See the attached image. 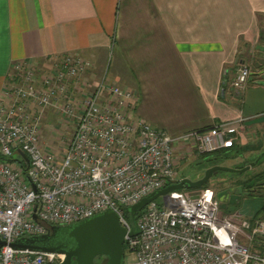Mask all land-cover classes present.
<instances>
[{
    "label": "built area",
    "instance_id": "built-area-1",
    "mask_svg": "<svg viewBox=\"0 0 264 264\" xmlns=\"http://www.w3.org/2000/svg\"><path fill=\"white\" fill-rule=\"evenodd\" d=\"M48 62L40 75L32 62H11L0 96V240L5 242L0 264H57L61 253L16 250L9 243L104 209L128 231L122 208L174 182L176 145L210 152L230 145L227 135L237 126L225 121L168 135L142 119L132 120L134 93L104 76L77 98L69 80L90 68L88 60L63 53ZM249 73L244 64L235 67V94ZM51 107L74 120L59 154L43 149L38 138L42 112ZM159 197V203L153 199L139 211L137 233L124 235L132 255L126 264H264V214L224 215L210 188Z\"/></svg>",
    "mask_w": 264,
    "mask_h": 264
},
{
    "label": "crops",
    "instance_id": "crops-1",
    "mask_svg": "<svg viewBox=\"0 0 264 264\" xmlns=\"http://www.w3.org/2000/svg\"><path fill=\"white\" fill-rule=\"evenodd\" d=\"M262 44L264 0H0V96L11 62H32L40 75L48 59L76 53L90 62L69 80L77 98L104 76L134 93L131 116L170 135L235 121L232 143L256 157L264 150V77H248L238 94L231 80ZM109 48L120 76L107 77ZM163 106L170 115L155 119ZM251 131L260 138L249 143Z\"/></svg>",
    "mask_w": 264,
    "mask_h": 264
},
{
    "label": "rangeland",
    "instance_id": "rangeland-1",
    "mask_svg": "<svg viewBox=\"0 0 264 264\" xmlns=\"http://www.w3.org/2000/svg\"><path fill=\"white\" fill-rule=\"evenodd\" d=\"M246 57L247 58H244V62H242L241 64H244L248 67L250 71L248 77L252 79L254 76L256 77L257 73L262 74V76L264 77V45H259L258 47H256V49L253 47L251 51H249V55ZM118 61H120V59H118V56H113L112 49H107L104 60V68L105 70H107L108 78H110L109 75L120 76L121 68ZM237 65L239 64H236L235 67ZM114 84L120 86L116 83ZM130 113L132 114V110H130ZM155 113L157 115V117L154 116L155 119H163L164 117H168L170 115L169 111L165 109L164 106L163 109H159ZM131 118L132 120L137 119L133 116H131ZM73 127L74 120L71 117H65L53 107L45 108L42 112V118L39 124L40 130L38 132V138L41 147H43V149H46L47 151L56 152V154H59L63 149V146L65 145L67 139L70 137ZM237 130H239V132L242 131L239 128ZM248 132L249 131L246 130L245 132H242V134L246 137V134ZM174 135L178 134H171V136ZM250 136H252L253 138L249 143L255 142L256 138H260V134L258 132L256 136L252 134L251 131ZM184 141L185 140H182V142ZM196 153L198 154L197 150H195L189 143H179L174 147V181H177L181 178H188L190 180L199 178L202 175L203 171L211 165H220L233 169H239L244 167L248 162H251L256 155L252 151L249 152V149L247 147L243 148V146H236L235 143H233V147L227 149V154L224 157H219L218 155H210V157H213V159L208 160L206 157H201L199 155L198 157H196ZM261 153H264V150H261L260 154ZM263 169L264 155L252 167L241 172V175H238L239 173L237 174V172L233 171L219 170L214 175L210 176L207 181V188H210L212 190L217 202H223V204L227 206L226 200L227 197H229V203H232L234 206L232 209L227 210V208H225L221 203L218 206V211L224 215L238 212L241 218L263 216V214H253H255L256 211H262L260 210V208L264 205V195H262V193H264V190H260V196H250L245 194V192H240V189L236 184L238 179H243L246 175H250L253 172H257ZM183 190L185 194H191L199 191L200 188L198 187ZM155 200L157 203H159L161 199L160 197H157L155 198ZM138 214L139 211L135 212V216H137ZM131 258V253L126 249H123L122 264H126L129 260H131Z\"/></svg>",
    "mask_w": 264,
    "mask_h": 264
},
{
    "label": "water",
    "instance_id": "water-1",
    "mask_svg": "<svg viewBox=\"0 0 264 264\" xmlns=\"http://www.w3.org/2000/svg\"><path fill=\"white\" fill-rule=\"evenodd\" d=\"M17 152L27 162L26 155L20 150ZM258 158L259 156L239 169L211 165L203 171L199 178L194 180L181 178L150 192L134 204L124 206L122 215H128L131 220V227L128 231L120 226L117 215L113 211L104 209L76 222L64 225H51L44 234L16 238L9 243V246L16 250L26 249L29 251L61 253L63 258L57 264H122L124 235L133 236L137 233L135 212L140 211L147 202L169 191L198 188L219 170L241 173L252 167ZM34 217L32 215V218ZM55 232L60 233V238L68 239L72 243V247L69 250H64L57 245L44 244L46 240L54 236ZM4 244L5 242L0 240V246ZM96 256H102V260L99 263L94 262Z\"/></svg>",
    "mask_w": 264,
    "mask_h": 264
},
{
    "label": "trees",
    "instance_id": "trees-1",
    "mask_svg": "<svg viewBox=\"0 0 264 264\" xmlns=\"http://www.w3.org/2000/svg\"><path fill=\"white\" fill-rule=\"evenodd\" d=\"M210 126L203 127V128L198 129V130H205V129L209 128ZM228 136H229V134H228ZM231 147H233V143L232 142L228 146L221 147V148L212 150L210 152L199 153V156L206 157L208 160L213 159V157H210V155H214V156L218 155L219 157L220 156L224 157L227 154L226 153L227 149H229ZM261 157L262 156H260L257 159L256 163L259 161V159ZM255 158L256 157H254V159ZM254 159H252V160H254ZM238 175H241V174L239 173ZM236 184L238 185V188L240 189V192H245V194L250 195V196H260V192H261L260 190L261 189L264 190V169L263 170H259L257 172H253L250 175H246L245 178H243V179H238ZM207 187H208V183L206 182L205 184H203L199 188L202 189V188H207ZM262 195H264V193H262ZM263 202H264V200H263ZM221 203L223 204V202H220V203H218V206ZM226 203H227V206L224 205V204L223 205H224L225 208H227V210H230V209H232L234 207L232 203H229V197H227ZM260 210H262V211L261 212L260 211L259 212L256 211L255 214H253V215H256V214L262 215V214H264V205L261 206ZM136 217L137 216H135V219H136ZM125 219L131 225V220H130L128 215L125 216ZM123 249H126L124 244L122 246V251H123Z\"/></svg>",
    "mask_w": 264,
    "mask_h": 264
},
{
    "label": "flooded vegetation",
    "instance_id": "flooded-vegetation-1",
    "mask_svg": "<svg viewBox=\"0 0 264 264\" xmlns=\"http://www.w3.org/2000/svg\"><path fill=\"white\" fill-rule=\"evenodd\" d=\"M60 233L55 232L54 236L51 237L50 239L46 240L44 242L45 245H57L58 247L64 249V250H69L72 247V243L65 238H60L59 237ZM102 260V256H96L94 258L95 263H99V261Z\"/></svg>",
    "mask_w": 264,
    "mask_h": 264
}]
</instances>
